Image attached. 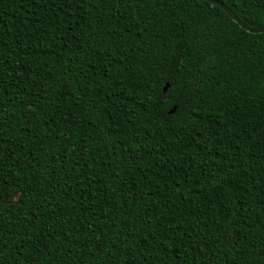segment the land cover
Masks as SVG:
<instances>
[{
	"label": "trees",
	"instance_id": "trees-1",
	"mask_svg": "<svg viewBox=\"0 0 264 264\" xmlns=\"http://www.w3.org/2000/svg\"><path fill=\"white\" fill-rule=\"evenodd\" d=\"M219 1L248 26L257 28L264 25V17L258 8H246L241 5L240 0ZM145 9L137 16V27H146L147 31L137 34L134 27L124 33L119 42V54L113 57L107 75L97 73L88 75L86 79L82 73H90L86 63L88 57L76 48L70 49V64L67 62L68 49L63 50L60 57L52 53L44 56L41 52L39 56L27 61V67L32 70L31 75L25 72L21 76L19 69L12 74L5 83L8 89L6 106L9 109L15 107L21 117L17 120L13 114L14 118L8 126L9 131L13 126L16 127L12 137L20 145L15 149L17 155L21 160H31L33 164L40 161V167L44 171L48 170L51 163L59 165L55 169L57 180L62 177L60 168H65L69 178H73L76 175L75 169L81 168L83 161L88 163V170L82 173L88 186L82 191L74 186L77 189L75 209L81 213L80 218L75 220L73 217L75 223L67 225L71 230L75 224H81V231L72 233L67 240L61 238L63 245H70L75 236L81 237L79 241H75L73 255L68 257L69 264H78L80 255H83L80 251L82 244L97 238L94 233L102 229L106 216L109 221L115 220L117 224L111 229H104V236L101 238H106L109 242L115 239L117 247H128L130 252L128 260L121 257V264H199V257L193 259L194 253L190 254L189 246L195 248L197 243L202 244L207 237L201 238L199 229L193 231L195 224L199 223L200 227H204L206 213H230L239 206L241 199L247 201V211L243 213L247 219L238 229L241 239L231 241L227 247L232 251L222 255L229 256V264L231 255L237 256L238 264H264V256L261 255L264 252V236L261 235L259 222L252 218L256 210L264 211L261 208L264 204V176L261 175L264 172V158L258 153L255 156L245 155L248 151L246 147L237 155L229 135V130L235 135L241 126L249 130L256 129V134L259 135L258 129L264 126V31H246L222 8L210 2L201 4L199 8L189 4L188 12L179 18V24L175 18L167 16L166 12L157 14L155 9L147 5ZM131 11L129 9L128 14ZM44 15L45 10L34 7L33 0H0V32L7 34L4 39L9 44L20 36L21 30L31 35L33 43L39 44L37 37L45 31L39 18ZM154 15L158 19H153ZM181 36L184 39L193 36L191 43L195 47L190 48L191 51L207 53L202 60L207 78L201 82L202 98L211 97L207 104L203 99L197 103L195 98L187 105L178 103L176 94L171 87L168 88L172 74L169 72L166 75L160 71L161 66L167 68L170 63L175 62L168 59L174 51L183 50V43L176 45L177 37ZM205 36L210 38L207 46H203ZM111 47L115 48L116 45ZM41 63L42 67L39 66ZM65 67L68 68L67 73L64 71ZM31 76H36L37 85H32ZM21 80L24 82L23 86L20 84ZM77 80L79 83L75 82ZM167 83L168 89L163 91ZM24 91H27L26 96ZM20 96H24L23 104ZM38 96L43 98L42 101L37 99ZM32 101L37 102L38 110L32 119V125L25 129L23 109ZM57 101L61 102V108L71 106L76 113L77 123L69 125L72 130L70 134L65 129V134L70 135L71 144L64 160L53 162L48 154L54 148L45 139L47 124L43 123L44 117L40 113H53L52 106ZM172 108L175 109L170 112ZM192 109L201 110L210 122V143L209 156H204L199 149L190 148L193 160L189 161L187 155L181 158L173 138L179 130L178 126L189 118ZM224 117L234 118L237 123L228 124L227 128L221 127L228 123ZM113 126L116 131H112ZM216 132H219V136ZM77 136L81 139L78 140ZM166 140L172 143L166 145ZM113 142L118 148L125 142L139 143L143 159L135 163L143 167V172L128 169L127 162L121 163L117 155L113 157L120 164L117 171L121 168L127 171L121 172L120 176L111 174V169L104 165L111 163L113 159L108 152ZM213 145H217L219 155H216L217 147ZM45 155H48L47 162L44 160ZM89 156H103L104 160L97 159L94 163L88 159ZM206 159H211L214 163L192 167L191 171L196 175L206 174L211 167V175L217 176L216 165L222 164L224 167L220 176L227 175L231 187L221 188L216 180L209 177L210 183L198 186L199 192L189 191V185L184 184L182 179L189 170L188 166L195 164L197 160ZM233 160H239L235 168L231 165ZM177 184L181 185L183 192L177 188ZM25 187L27 189L31 186ZM121 187L124 191L120 190ZM215 188L225 191L227 198L216 196ZM13 189L15 184L9 188V192ZM73 191V188L68 189L70 193ZM129 192L133 193L135 199L129 198L125 202L124 197ZM205 192L209 193L207 199L203 196ZM29 196L30 192L26 191L25 212L22 215L27 211ZM64 199L66 197L61 196L53 203L62 204ZM105 200L110 202L106 204ZM81 202L88 212L80 207ZM93 210L95 215H89ZM14 214V211L9 210L8 215ZM237 215L240 213L237 212ZM66 217L67 213L61 214L62 219ZM124 217H127L125 223L129 226L128 230L132 231V226L136 229L135 234L127 236L126 240L123 235L112 236L124 227L120 223ZM91 221H95L92 223L93 231L86 232ZM248 224H252L255 231L249 229ZM179 233L183 235H178ZM175 245L180 247L176 248ZM63 259L64 247L58 243L49 250V254L43 255L42 264H61ZM85 264L95 262L90 257H85Z\"/></svg>",
	"mask_w": 264,
	"mask_h": 264
},
{
	"label": "snow or ice",
	"instance_id": "snow-or-ice-1",
	"mask_svg": "<svg viewBox=\"0 0 264 264\" xmlns=\"http://www.w3.org/2000/svg\"><path fill=\"white\" fill-rule=\"evenodd\" d=\"M206 2L207 0H33L34 7L43 8L46 13V15L39 18V23L45 26L44 33L37 37L40 41L39 44L33 43L31 35L25 34L23 30H21L20 36H17L9 44L4 39L7 34L0 32V264H42L43 255L49 254V250L55 248L58 243H61V246L64 247V259L61 264H69L68 257L73 255L75 241H79L81 237L79 235L75 236L74 241L70 245H63L61 238L63 237L64 240H67L72 233L81 231V224H75V227L71 230H69L67 225L75 223V220L80 218L81 213L75 209L77 201L75 190L77 189L74 186H78V190L81 191L88 186L82 173L88 170L89 167L88 163L83 161L81 168L75 169L76 175L73 178H69L65 168L62 167L60 168L62 177L57 180L55 169L59 165L51 163L48 170L44 171L40 167V161L37 160L33 164L31 160H21L18 157L15 149L19 148L20 145L16 144L12 137V132L16 131V127L13 126L11 131H9L8 126L14 118L13 114H15L17 120L21 117L15 107L9 109L6 106L8 100L6 81L18 69L21 76L25 72L31 75L32 70L27 67V61L34 56H39L41 52H43L44 56L52 53L60 57L63 50L68 49L67 62L70 64L71 48L82 50L83 54L88 57L86 63L90 73H82L86 79L88 75L97 73L107 75L108 67L112 64L113 57L119 54V42L123 39L124 33L134 27L137 34L147 31L146 27H137V16L146 10V5L155 9L157 14L166 12L167 16L175 18L177 24H179V18L187 14L189 4L199 8L201 4ZM240 3L246 8H258L261 16L264 17V0H259V2H256V0H240ZM129 9H132L131 14H128ZM241 10L243 11V8ZM153 19H158V16L154 15ZM201 27L204 31H207L203 25ZM194 35L195 33H193ZM21 36L24 38L21 39ZM193 36H187V39L182 36L177 37L176 45L183 43V50L174 51L168 59L175 62L170 63L167 68L163 66L160 68V71L166 75L169 72L172 74L169 77L168 88L171 87L176 94L177 102L184 105H187L193 98L196 99L197 103L203 99L205 104L211 99V97L202 98L201 96L203 92L201 82L202 79L207 78L202 60L207 53L199 50H190V48L195 47L191 43ZM209 40L210 38L205 36L203 38V46H207ZM111 45H116V47L113 48ZM129 47L131 46L129 45ZM122 62L123 59L121 60ZM39 66L42 67V63ZM64 71L67 73L68 68L65 67ZM31 81L32 85H37L36 76H31ZM75 82L79 83L78 80ZM20 84L24 85L23 80H21ZM81 88L83 90V86ZM24 95H27V91H24ZM78 95L77 93V98ZM19 98L23 104L24 96ZM37 99L42 101L43 98L38 96ZM60 104L61 102L57 101L52 106L54 111L51 114L40 113L44 117L43 123L47 124L45 139L49 140L54 148V151L48 154L51 155L53 162L64 160L68 146L71 144L70 135L65 134V129L70 134L72 130L69 125L77 123L76 113L72 111L71 106L61 108ZM216 106L219 108V103ZM37 110L36 101H32L23 109V127L25 129L32 125V119ZM224 119L228 122L221 125L224 128H227L228 124L235 125L237 123L234 118L224 117ZM209 124L210 122L201 110H190L189 118L178 126L179 130L176 131V135L173 138L181 158L187 155L189 161L193 160L192 153L189 151L190 148L199 149L204 156H209ZM58 129L60 131H57ZM112 131H116L115 126H113ZM258 131L259 135L256 134V129L249 130L241 126L239 131L233 135L231 130H229L237 155L244 151L246 147L248 151L245 152V155L255 156L258 153L261 158H264V126H261ZM216 135L219 136V132H216ZM37 139H39V136H37ZM77 139L79 140L81 137L77 136ZM89 139H92V137H89ZM127 139L126 137L125 140L127 141ZM164 143L169 145L172 142L166 140ZM213 147H217V145H213ZM140 148L141 145L139 143L129 144L127 142L121 144L118 148L117 144L113 142L108 149L109 157L113 158L119 155L121 163L127 162L128 169L133 171L139 169L143 172V167L135 163L143 159ZM29 150L31 151V146H29ZM48 155L44 156L46 162L48 161ZM216 155H219L218 147ZM33 156L35 157V153H33ZM88 159L93 160L95 163L97 159L103 161L104 157L89 156ZM212 163L214 161L211 159L197 160L195 164L188 166L189 170L185 172V176L182 179L184 184L189 185L190 192L192 190L199 192L198 186L210 183L209 177L216 180V183L221 188L227 189L231 187L230 178L227 175L220 176L224 167L222 164L216 165L217 176L211 175V167H209V171L206 174L196 175L191 171L192 167H202ZM238 163L239 160L231 161L233 168ZM104 166L111 169V174L115 176H120L121 172L127 171L125 168L117 171L120 168V164L114 158L111 163H107ZM144 175L147 178V174L145 173ZM261 175L264 176V172ZM13 184H15V189H19V191L13 189V191L9 192V188ZM26 185L31 187L26 189ZM69 188H73L74 191L68 192ZM177 188L183 192L181 185L177 184ZM221 188L214 189L216 196L227 198L226 192L222 191ZM120 190L124 191L123 187ZM26 191L30 192V196L27 202V211L22 215V212H25L24 204L26 201L24 197ZM243 193L244 190L242 189L241 194ZM247 194L251 195V192ZM208 195L209 193L205 192L203 194L204 199H207ZM61 196L66 197L62 204L53 203V201H58ZM129 198L135 199L132 192H129L124 197L125 202ZM109 202L105 200L106 204ZM246 203L247 201L241 199L239 206L235 207L230 213L227 211L211 215L206 213L204 227H200L199 223L195 224L193 231L195 232L196 229H199L201 238L207 237V239H204L202 244L197 243L195 248H192L191 245L189 246L190 254L194 253L193 259L199 257V264H229V256L222 255V253L232 251L227 247L228 244L231 241H239L241 239L238 229L242 226L244 220L247 219L243 215L247 211L245 208ZM80 207L84 212H88L82 202ZM208 207L210 208V205ZM261 208L264 209V204L261 205ZM9 210L14 211L15 214L8 215ZM237 212L240 213L239 216ZM62 213H67V217L62 219ZM6 215L7 219H5ZM89 215L94 216L95 211L93 210ZM73 217H75V220ZM252 218L259 222L261 235L264 236V211L256 210ZM104 219L106 223L102 226V229L94 233L97 238L94 241L89 240L87 244H82L80 251L83 255H80L78 264H85V257H90L95 264H121V257L125 260L129 259L130 252L128 247L120 248L117 247L115 239L109 242L108 239L101 238L104 236V229H111L117 224L115 220L109 221L107 216ZM126 220L127 217H124L120 221L121 224H124V227L113 233V237L123 235L126 240L127 236L135 234V226H132V231H129V226L125 223ZM56 221L59 222L56 223ZM92 223H95V221H91L88 224L86 232L93 231ZM248 227L255 231L252 224H248ZM205 229H208V231H205ZM178 235H183V233ZM189 239H192V237ZM175 247L179 248L180 245H175ZM113 248L116 250L112 251ZM261 255L264 256V252H261ZM231 264H238L237 256L231 255Z\"/></svg>",
	"mask_w": 264,
	"mask_h": 264
},
{
	"label": "water",
	"instance_id": "water-1",
	"mask_svg": "<svg viewBox=\"0 0 264 264\" xmlns=\"http://www.w3.org/2000/svg\"><path fill=\"white\" fill-rule=\"evenodd\" d=\"M207 2L218 5L220 8H222L229 15V17L232 20H234L240 27H242L246 31L251 32V33H259V32L264 31V25L257 27V28H252V27L248 26L247 24H245L244 22H242L223 2H221L219 0H207ZM167 86H168V83L164 86L163 91H165ZM174 109L175 108H172L170 110V112H173Z\"/></svg>",
	"mask_w": 264,
	"mask_h": 264
}]
</instances>
